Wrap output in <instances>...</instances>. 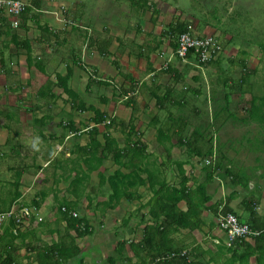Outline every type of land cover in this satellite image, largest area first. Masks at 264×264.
Instances as JSON below:
<instances>
[{
  "label": "crops",
  "instance_id": "obj_1",
  "mask_svg": "<svg viewBox=\"0 0 264 264\" xmlns=\"http://www.w3.org/2000/svg\"><path fill=\"white\" fill-rule=\"evenodd\" d=\"M22 1L29 12L18 29L0 15V212H36L23 226H0L3 264H154L160 252L226 264L222 212L244 224L252 212L264 216V82L253 80L257 68H243L257 57L240 56L216 22L168 1L128 0L130 8L114 10L118 27L128 23L114 36L111 25L87 18L95 31L79 60L80 34L68 30L64 13L46 10L56 0ZM181 30L216 38L223 54L206 65L183 63ZM65 77L76 94L96 87L108 94L98 107L78 94L75 105ZM63 102L86 113L69 110V134L56 111ZM84 104L106 121L96 127ZM95 127L105 157L90 174ZM70 213L86 218L90 233L80 236Z\"/></svg>",
  "mask_w": 264,
  "mask_h": 264
},
{
  "label": "rangeland",
  "instance_id": "obj_2",
  "mask_svg": "<svg viewBox=\"0 0 264 264\" xmlns=\"http://www.w3.org/2000/svg\"><path fill=\"white\" fill-rule=\"evenodd\" d=\"M141 1V0H139ZM148 3L155 0H147ZM161 2L168 1L170 6H179L182 11L186 14L191 15L199 20H207L209 22H216L218 25L220 24V29L226 31L231 38L234 39V44H231L235 49L241 50L240 56H244V59H247L249 56L248 53H252V55L257 57L259 64L254 61L248 63V67L250 64L251 69L257 68L259 74L253 78L254 81H263L264 82V59H261L264 56L263 51L260 49L264 48V0H159ZM57 4H50L46 7V10L61 12L64 13L65 17H68L69 20V31H75V33H79L82 39V46L79 60L85 59L82 55L87 49L86 45L88 41L90 42V38L92 37V33L95 26L92 27L87 18H91L97 21L98 26L106 27V25H111V30L113 36L115 32H123V28L127 27L126 17L122 20V23L125 24L122 27H118V15L114 13L116 6L124 5V7L130 8L131 5L128 0H56ZM98 3V5H97ZM54 7V8H53ZM78 7L77 13L74 11ZM98 8V10H94ZM123 9V7H122ZM110 10V13H109ZM106 12L111 16V20L106 15ZM135 11H133L134 13ZM53 13V12H52ZM68 13V16L67 14ZM57 14V13H55ZM53 17V16H52ZM100 17V18H98ZM129 17V15H128ZM113 26V28H112ZM91 28V29H90ZM93 29V30H92ZM97 30H99L97 28ZM95 31V30H94ZM105 33L106 29L104 30ZM69 48V43L65 44V49ZM77 48V47H76ZM223 54V53H222ZM221 54V55H222ZM220 55V56H221ZM261 59V60H260ZM239 63V60H236ZM234 70V68H233ZM236 77L238 74H236ZM260 84V83H259ZM81 99L85 100V102L89 103V105L97 106L100 105L99 96H106L108 93L105 89H101L100 87H96V90L89 95L85 94V91L82 89L81 93L78 92ZM66 97V96H65ZM67 98V97H66ZM63 107L57 109L56 111L61 112L62 115L59 116V120L63 122V124L68 121V114L72 109L69 107V104H64ZM74 116H78L80 118L86 117V113L73 110ZM53 113V110H48V113ZM76 113L78 115H76ZM58 116V115H57ZM25 142L27 143V138H25ZM10 148H7V152H9Z\"/></svg>",
  "mask_w": 264,
  "mask_h": 264
},
{
  "label": "trees",
  "instance_id": "obj_3",
  "mask_svg": "<svg viewBox=\"0 0 264 264\" xmlns=\"http://www.w3.org/2000/svg\"><path fill=\"white\" fill-rule=\"evenodd\" d=\"M27 12H29V10L27 9L25 14L21 17V19H23L25 17V15H27ZM6 20H4L5 22ZM7 23V22H5ZM187 32L186 30H181V33H185ZM263 53H264V48H260ZM252 54V53H250ZM247 61H244V65L243 68L247 69L248 64L246 63ZM245 77H248L247 75ZM245 77H243L245 79ZM69 78L65 77L62 79V82H64L63 85V89H64V93L65 95L68 96L69 100L72 99L75 103V105L77 103H79L81 105L80 102V98L78 96V94H76L75 92L71 91L67 85ZM83 104V102H82ZM128 106L130 105V107H132L135 111V108L133 106H131V102H128L127 104ZM73 110V109H72ZM85 111H91L94 113L95 116V126L97 127L98 125L104 123L106 121V115L101 113L99 110H97L96 108H90L87 107V105H83V109ZM69 123V124H68ZM68 123L62 124L64 125L63 129L65 131V133L70 132L71 127L72 126V122L68 121ZM95 128H93L94 131V137L91 140L89 147V153H88V162H87V167H88V171L90 174L95 173V171H99L101 169V167L103 166V161H104V147L102 144V141L98 140L99 137V132L98 130ZM70 128V129H69ZM107 130H109L110 127H107ZM93 134V133H92ZM63 135H67V134H63ZM106 138V146L109 147L111 144L113 147H117L115 145V142L113 141L112 138H109L107 136H105ZM115 197L118 196V189L115 190ZM188 197V196H187ZM180 198H183V196H180ZM180 200V199H179ZM118 199H115V202H117ZM180 201H177L175 203H178ZM70 210V209H69ZM63 212V210H62ZM68 213V212H67ZM66 213V214H67ZM228 213H233V212H222L223 215L228 214ZM235 214V213H233ZM70 215V214H69ZM238 219L241 221L240 217L235 214ZM72 217V215H70ZM74 217H72L73 219ZM76 219V218H74ZM78 219V218H77ZM86 218H81L78 220H75L78 225L77 231L80 232L79 235L80 236H84L87 235L88 233H90V226H89V221L85 220ZM244 223V222H242ZM248 224L251 229L257 234L254 235L252 237V239L250 240H238L236 241L231 247H229L227 245V243L221 248L222 250H220V255L221 254H225L228 253L229 255V259L226 262V264H250L251 260L253 258H255L256 260V264H264V216L261 217L259 216L257 213L252 212L251 214V221ZM172 254V253H171ZM171 254H167V252H160L156 255H154L153 257V262H155L154 264H189L187 261L189 259V253H187L186 255L182 256L183 253L182 252H173V256H171ZM195 262H191V264H194ZM1 264H3V259ZM195 264H203L201 262H197Z\"/></svg>",
  "mask_w": 264,
  "mask_h": 264
},
{
  "label": "built area",
  "instance_id": "obj_4",
  "mask_svg": "<svg viewBox=\"0 0 264 264\" xmlns=\"http://www.w3.org/2000/svg\"><path fill=\"white\" fill-rule=\"evenodd\" d=\"M27 8L28 5L22 0H0V15L10 17L13 20L12 27L14 29L19 28L21 17ZM223 51V46L212 36L198 37L192 33H183L178 38L176 56L186 64L193 59L200 65H206L217 60ZM62 210L64 213L68 212L66 208ZM35 212V208L20 210L14 206L8 212H0V226L8 221H14L18 227L23 226ZM70 214L76 219L79 218L77 213ZM218 224L228 238L227 245L229 247L238 240H250L254 235H257L249 225L240 222L233 213L222 215ZM2 259L0 254V264Z\"/></svg>",
  "mask_w": 264,
  "mask_h": 264
}]
</instances>
